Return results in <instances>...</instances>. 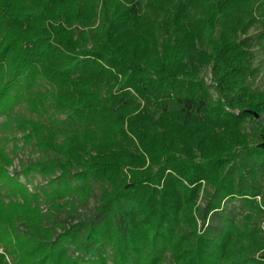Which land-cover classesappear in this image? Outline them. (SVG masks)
Returning <instances> with one entry per match:
<instances>
[{"label": "trees", "instance_id": "16d2710c", "mask_svg": "<svg viewBox=\"0 0 264 264\" xmlns=\"http://www.w3.org/2000/svg\"><path fill=\"white\" fill-rule=\"evenodd\" d=\"M262 16L264 0H0V117L23 102L34 108L33 95L67 114L70 140L21 172L49 177L54 200H78L53 203L50 219L24 216L22 237L20 205L0 198V264H109L108 247L114 264H164L167 251L175 264H264V254L248 258L264 247L233 248L241 234L264 244V231L248 227L253 214L241 230L225 206L241 200L264 214V95L249 84L247 37ZM42 82L52 90H33ZM16 176L2 171L0 192L28 197ZM203 182L214 188L205 208ZM95 184L102 193L87 216ZM199 217L210 220L202 234Z\"/></svg>", "mask_w": 264, "mask_h": 264}, {"label": "rangeland", "instance_id": "374dc122", "mask_svg": "<svg viewBox=\"0 0 264 264\" xmlns=\"http://www.w3.org/2000/svg\"><path fill=\"white\" fill-rule=\"evenodd\" d=\"M260 19L261 20L250 29L247 35V37L252 40V67L256 71L255 77L250 79L249 84L254 91L264 95V17L262 16ZM201 77L204 78L205 82L210 87V92L212 93L213 98L216 99L217 93L213 88L214 83L211 68L204 69L201 73ZM38 89L41 90V93L43 94L52 90L50 85L43 82L39 85V88L34 87L33 90ZM35 93L36 92L32 93V95ZM35 98L36 95L31 97V99H34L33 102L37 103L36 99L39 100L40 98ZM36 103L33 108L29 102H23L8 117H0V174L4 171L5 173L7 172L8 177L10 176L16 178V175H18L17 180L27 189L28 195V197L25 198L14 197L13 191L15 189L5 183L9 186V190L5 186L4 190L0 192V198L5 201V204L20 205L21 208L15 218L14 226L22 237L29 235L28 228L25 225L26 220H24V216L33 215L34 220H36L39 216H45L47 219H50L49 217L53 214L51 213V211L53 212V210H51V208L54 207V205H52L53 203H57L59 205H65L72 202L73 204L78 203L77 195L75 194L67 195L65 198H58L57 200H54V195L51 196L52 189L49 184V177L44 176L39 172H30L28 175L21 172L27 166L29 167L34 163L39 162L47 155H51L49 153L52 152L47 153L49 147L52 149L54 147L61 146L63 141H65L64 137H66L64 135V132L66 131L64 130V127L66 128V125H68L66 121L67 114L63 111L57 110V107L51 100L50 95H46L42 98L40 104ZM259 121L261 122V127L264 128L263 116L259 118ZM252 127L254 130L256 126H253V123L249 121L245 123V129L247 132H252ZM69 133L71 134V132ZM70 137H73V135H70ZM251 137L250 143L252 146L262 143V141H260L257 137H253V135H251ZM66 140L70 139H67L66 137ZM5 163L11 164L6 165ZM239 163L241 166L245 165L244 170L248 171L251 169L253 161L242 160L241 162H238V164ZM232 166L233 165L231 164L230 167ZM56 176H58V174L52 175L51 177ZM248 179L252 182L250 177ZM256 179L258 184L257 187L261 193V196H258L256 199L259 205H263L264 173L260 172ZM1 183L3 184V182ZM93 187L94 191L90 197L88 207L85 210H82L87 216H92L95 213L102 193V185L95 184ZM207 192L213 193L214 188L203 182V188L200 192L199 199L197 200V205L201 208H205L209 201V196L206 194ZM241 205V200L227 201L225 204L227 207V213L230 217L231 215L232 218L234 217L236 225L243 230L247 221L246 216L250 213L253 214L254 219L252 220L250 226H248L249 229L253 230L255 227H258L260 230L262 229L264 231V214H258L251 207L244 208ZM69 209L70 207H67V210ZM231 212L233 213L231 214ZM67 215L68 214L66 212H61L56 214V217L59 220H65ZM209 222V218L206 220V223H204L203 219L199 217L198 230L200 234L204 232L209 225ZM44 225L49 226V222L44 223ZM236 237L237 239L234 240L236 243L233 244V248L235 246L237 252H242L247 255V253L250 254V249L252 247H264V244L260 242V239L258 240V238L252 237V235H247L245 237V234H241L240 237ZM0 254L5 255V250L1 243ZM263 254L264 250H259L254 254L255 257L251 254L248 258L252 257L263 261L261 258ZM71 255H73L75 259V257L79 256V251L75 247H72ZM239 255L243 256L241 253H239ZM106 256L108 258V263L114 264L113 258H115V250L113 248H107ZM163 258L164 264H175L171 258L170 251L165 252ZM10 259L11 257L6 255L7 262H10Z\"/></svg>", "mask_w": 264, "mask_h": 264}]
</instances>
